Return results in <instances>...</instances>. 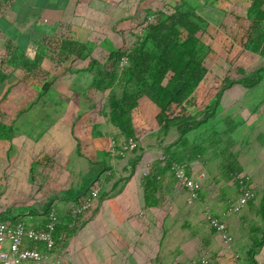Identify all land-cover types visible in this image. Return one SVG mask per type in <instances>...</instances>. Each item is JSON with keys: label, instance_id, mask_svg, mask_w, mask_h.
I'll return each mask as SVG.
<instances>
[{"label": "rangeland", "instance_id": "374dc122", "mask_svg": "<svg viewBox=\"0 0 264 264\" xmlns=\"http://www.w3.org/2000/svg\"><path fill=\"white\" fill-rule=\"evenodd\" d=\"M13 1L0 0V15L14 16L9 10ZM249 3L240 1L238 10L224 21L225 33L212 31L203 36L198 55L211 65L182 102L183 112L159 125L157 107L145 96L140 99L132 119L138 140H132L131 145L120 130L116 133L108 114L124 91L135 94L140 89L133 77H127L130 61L121 71L119 58L140 42L141 21L157 8L142 4L130 8L129 12L137 13L128 17L129 21L96 22V28L87 27V32L80 33L81 41L79 33L72 34L70 25L61 21L58 36L84 44L82 55L59 63L50 83L34 81L19 69L8 68V77L0 85V99L20 79L38 93L32 106L12 124L8 159L0 158V208H5L11 219L29 211L26 221L32 224L43 220L51 205L62 212L61 221L66 222L70 220L66 206L71 196L87 189L91 181L93 186L99 183L97 206L84 212L74 229L61 230L64 240L56 245L65 258L63 264H90L88 223L100 221L95 215L103 205L104 186L110 179L136 174L146 193L166 180L169 171L161 168L162 160L181 162L200 186L197 198L189 197L190 218L184 224L180 220L175 223L180 241L173 254L185 255L188 264H197L202 255H209L211 264H264L260 213L264 193V58L241 48ZM46 34L51 33L38 27L27 51L22 43L12 41L27 58L41 56V65L49 69L54 58L41 41ZM6 39L0 30V59ZM238 67L244 70L246 81L242 77L236 81ZM95 78L101 82L99 91L92 84ZM234 176L248 177L254 197L233 216L231 252L220 238L212 237L205 209L212 214L229 209L239 194ZM95 228L92 232L102 233ZM254 238L259 242L255 244ZM184 241L186 246H182ZM97 242L96 254L104 261L103 237Z\"/></svg>", "mask_w": 264, "mask_h": 264}, {"label": "crops", "instance_id": "0c3cea01", "mask_svg": "<svg viewBox=\"0 0 264 264\" xmlns=\"http://www.w3.org/2000/svg\"><path fill=\"white\" fill-rule=\"evenodd\" d=\"M179 1L183 8L195 10L204 21L206 33L211 34L212 31L225 33L224 21L238 10L241 0H14L9 8L14 16L10 18L0 15V30L8 39L19 43L20 46L22 43L25 50H28L33 44V33L38 27L58 36L60 22L65 21L70 25L72 34V31L79 33L80 40V33L87 32L84 30L87 27L96 28V22L110 23L116 18L120 22L129 21V18L137 13L129 12L134 6L144 4L146 8L150 6L159 9L162 6L176 7ZM87 22L92 25L86 26ZM113 128L116 133H120L119 129ZM189 177L197 181L194 176ZM165 179L155 190H146V193L143 187H139V177L136 174L110 179L109 184L104 186L103 205L95 215L96 221H100L97 225L93 224L95 221L92 220L88 223L89 233L86 240L90 246V264H188L185 255L175 256L172 251H175L180 241L176 236L175 231L179 228H176L175 223L180 220L181 224H184L190 218L191 201L188 192L178 186L170 173H166ZM96 206L97 200L91 209ZM59 212L62 215V212ZM226 212L215 215L223 216ZM66 213L69 217L67 206ZM29 215L30 212L25 211L19 219L26 221ZM233 216L226 217L230 233ZM9 219L7 210L0 208V221ZM67 222L60 219L59 224ZM42 224L43 220L32 223L36 227ZM95 227L102 233L92 232L96 230ZM101 236L105 246L104 261L95 250L97 239ZM212 237L219 239L215 232ZM182 246H186L185 241ZM232 249L233 247L228 251L232 252ZM92 251L95 254H92ZM228 251L225 249V252ZM54 254L63 264L65 258L62 250L59 251L56 246ZM210 260L212 263L211 257Z\"/></svg>", "mask_w": 264, "mask_h": 264}, {"label": "trees", "instance_id": "16d2710c", "mask_svg": "<svg viewBox=\"0 0 264 264\" xmlns=\"http://www.w3.org/2000/svg\"><path fill=\"white\" fill-rule=\"evenodd\" d=\"M249 2L246 12V35L241 48L264 58V0H249ZM182 5L179 1L176 7H160L151 13L156 16L155 23L142 27L148 15L145 16L140 26L143 28L142 37L138 38L140 42L120 55L119 62L122 57L130 61L127 77H133L140 84V89L135 94L124 91L121 101L115 103L108 114L110 124L119 129L127 141L138 140L132 119L133 112L143 96L157 107L158 124L166 125L168 119L184 111L182 102L187 98L188 92L194 90L209 71L211 63L205 58H199L198 55L199 46L203 45V36L206 34L204 21L194 9L183 8ZM164 15L166 18L162 17ZM41 41L50 49V54L54 58L49 69L41 65V56L36 55L33 59H29L12 40H5L4 53L0 59V85L8 77V68L19 69L34 81L50 83L59 63L65 62L70 57L79 58L86 49V46L80 42L53 34H46ZM147 43L151 44V48H145ZM127 67H119V70L123 71ZM234 74L239 76L236 81H240V77L246 81L242 68H236ZM111 83L108 82L109 85ZM92 84L95 90H101V82L97 78L93 79ZM37 96V91L22 79L9 86L3 93L0 99V158L8 159L14 120L32 106ZM182 143L185 145V141ZM172 163L178 162L165 161L164 167L161 168L168 169ZM155 179L158 180V176ZM93 188L91 181L87 189L82 188L75 192L70 201L80 202ZM51 207L50 205L45 211L43 224ZM260 213L264 221V193ZM82 215L83 213L77 216L73 223L69 220L65 224L56 225L55 246L64 240L60 235L61 230L74 229ZM9 220L14 224L20 219L10 217ZM261 232L264 240V225ZM253 242L256 244L259 240L254 238Z\"/></svg>", "mask_w": 264, "mask_h": 264}, {"label": "built area", "instance_id": "2783aa9c", "mask_svg": "<svg viewBox=\"0 0 264 264\" xmlns=\"http://www.w3.org/2000/svg\"><path fill=\"white\" fill-rule=\"evenodd\" d=\"M155 21V14H150L145 18L142 27L153 25ZM141 32H143V28ZM124 66H127V59L122 57L119 67ZM131 142L128 141L130 145ZM164 165L165 161L162 160L160 166L164 167ZM168 171L178 186L188 192L190 199L197 198L199 184L188 176L186 164L172 163ZM234 180L238 184L239 194L230 204L227 212L223 216H218L205 209L206 222L228 249L232 247L233 236L230 233L226 217L242 211L254 197L252 186L248 184V177L234 176ZM100 190L101 185L97 183L80 202L68 203V215L72 223L77 216L93 207ZM61 217V213L52 206L46 214L45 224L39 227L33 226L25 220H18L14 224L10 221H0V264H61V260L54 254L56 247L54 231L56 225L60 223ZM197 264H211L210 257L202 255Z\"/></svg>", "mask_w": 264, "mask_h": 264}]
</instances>
